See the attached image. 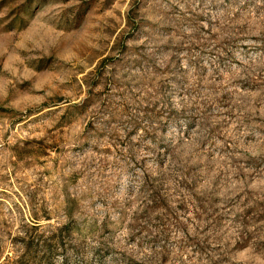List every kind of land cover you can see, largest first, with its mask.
<instances>
[{"label":"rangeland","instance_id":"obj_1","mask_svg":"<svg viewBox=\"0 0 264 264\" xmlns=\"http://www.w3.org/2000/svg\"><path fill=\"white\" fill-rule=\"evenodd\" d=\"M64 260L264 264V0H0V264Z\"/></svg>","mask_w":264,"mask_h":264},{"label":"trees","instance_id":"obj_2","mask_svg":"<svg viewBox=\"0 0 264 264\" xmlns=\"http://www.w3.org/2000/svg\"><path fill=\"white\" fill-rule=\"evenodd\" d=\"M61 228H59L58 230H60ZM41 237H38L37 240L30 238L28 239V241H24V254L22 255V257H24V255L26 253L31 252L30 256H32L33 252H37L38 250H42L43 252V257H41V259L43 258L44 260H47V256L51 255V253L54 251L53 245L51 242H55L56 244L58 243L60 246H63V238H58L53 241L52 237L51 238H46L45 240L40 241ZM35 243V244H34ZM56 249V248H55ZM31 259H34L33 257ZM49 259V258H48ZM63 264H67L66 260L63 261Z\"/></svg>","mask_w":264,"mask_h":264}]
</instances>
